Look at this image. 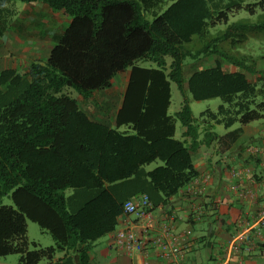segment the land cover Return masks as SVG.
Returning a JSON list of instances; mask_svg holds the SVG:
<instances>
[{
    "label": "trees",
    "instance_id": "obj_1",
    "mask_svg": "<svg viewBox=\"0 0 264 264\" xmlns=\"http://www.w3.org/2000/svg\"><path fill=\"white\" fill-rule=\"evenodd\" d=\"M9 1L0 0L1 35ZM22 1H39L70 21L27 72L0 70V257L37 264L73 252L91 264L90 245L116 229L128 201L140 193L154 205L156 194L167 201L200 176L198 148L216 142L226 151L244 126L264 119V0H170L162 13L168 0ZM241 11L246 17L232 21ZM128 69L114 122L90 117L79 97L110 88ZM172 82L185 96L175 114ZM186 92L223 103L195 117ZM153 162L160 164L147 170ZM70 189L81 192L69 197ZM9 194L14 204H2ZM28 219L55 244L30 248Z\"/></svg>",
    "mask_w": 264,
    "mask_h": 264
},
{
    "label": "crops",
    "instance_id": "obj_2",
    "mask_svg": "<svg viewBox=\"0 0 264 264\" xmlns=\"http://www.w3.org/2000/svg\"><path fill=\"white\" fill-rule=\"evenodd\" d=\"M42 7L52 13L54 23L49 26L52 32L47 39L30 42L34 46L32 61L47 57L55 44L54 36L70 21L63 14L64 20L59 23L62 12ZM129 73L130 69L120 72L110 88L95 91L89 99L79 97L81 107L93 119L114 122ZM217 131L226 132L222 126ZM250 147H259L261 152L250 153ZM193 160L199 177L209 176V181H194L165 202L156 194L157 205L153 204L151 220L139 219L135 214L120 215L116 229L90 245L91 264H264V225L260 222L264 210V119L244 126L241 139L230 149L223 151L216 142L202 145L193 154ZM232 169L241 172L236 175ZM80 192L70 189L66 194L70 197ZM247 192L255 196L252 198ZM165 223L172 226L177 242L187 245L180 261L164 259L155 240ZM143 226L148 229L147 246L133 255L122 254L114 239L115 232L124 227L141 232ZM4 257V260L0 257V264H22L19 256L17 260ZM37 264L80 262L73 252H58L53 259H43Z\"/></svg>",
    "mask_w": 264,
    "mask_h": 264
},
{
    "label": "rangeland",
    "instance_id": "obj_3",
    "mask_svg": "<svg viewBox=\"0 0 264 264\" xmlns=\"http://www.w3.org/2000/svg\"><path fill=\"white\" fill-rule=\"evenodd\" d=\"M171 3L172 1L170 0L162 3L157 12L162 13L169 7V5H171ZM42 6L43 4L39 1L26 2L22 0H11L5 5V14L8 17V27L3 35L0 34V70L4 68H17L23 73L28 71L29 66L32 62L31 56H34V46L32 47L30 42L38 39H47L48 35H50V33L52 32V28L49 29V26L54 23L52 13ZM44 10H47L48 13L44 14V12H46ZM147 15L149 19H153L151 13H148ZM246 15L247 13L245 11H241L235 14V16L231 19L232 21L237 20L246 17ZM63 16L65 15H63L62 13L60 15V18L58 19L59 23L64 20ZM259 19L260 17L258 15L251 16L252 21H257ZM259 37L264 39V33ZM260 42L262 45L261 48L258 49V55H263L262 53H264V41ZM30 48L31 52L29 51ZM167 59L168 62H171V57L168 56ZM212 60V57L207 59L205 66H209L213 62ZM138 64L146 68L156 67V64L150 60H140ZM227 69L234 68L232 66H227ZM73 93L75 97L79 95L74 90ZM186 97L190 99V106L195 117H199L201 112L208 108L217 110L219 105L223 103L222 99L219 97L204 100H195L190 92H186ZM184 98L185 96L180 91L177 84L175 82H172V103L169 108L170 114H175L181 108ZM177 128V137H179L182 129V124L179 120L177 121ZM158 163L159 162H153L145 167L147 170H151L158 166ZM2 204H14L11 194L4 196ZM27 224V237L30 242V248L34 247L33 242H36L43 247L55 244V240L52 234L48 231L43 230L37 222L28 219ZM18 256V254L8 255L7 258L8 260H17ZM5 258L6 257H2L1 259L4 260Z\"/></svg>",
    "mask_w": 264,
    "mask_h": 264
},
{
    "label": "built area",
    "instance_id": "obj_4",
    "mask_svg": "<svg viewBox=\"0 0 264 264\" xmlns=\"http://www.w3.org/2000/svg\"><path fill=\"white\" fill-rule=\"evenodd\" d=\"M249 152L259 154L261 149L259 147H250ZM241 171L232 169L233 174H239ZM195 182H208L209 176L198 177ZM252 198L255 196L253 192H247ZM152 201L147 194L128 201L125 204L124 213L135 214L139 219H152ZM260 222L264 225V210L261 212ZM148 229L143 226L142 231H136L131 227H124L115 232V242L117 248L122 254L133 255L138 251H142L148 244L147 238ZM177 236L173 232V228L169 224L161 225L160 233L155 237L156 242L162 249L161 254L168 262L180 261L185 256L187 245H180L177 242Z\"/></svg>",
    "mask_w": 264,
    "mask_h": 264
}]
</instances>
